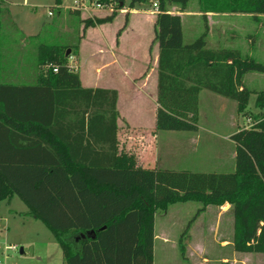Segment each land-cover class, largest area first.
Returning <instances> with one entry per match:
<instances>
[{"label":"trees","instance_id":"16d2710c","mask_svg":"<svg viewBox=\"0 0 264 264\" xmlns=\"http://www.w3.org/2000/svg\"><path fill=\"white\" fill-rule=\"evenodd\" d=\"M98 1L134 8L146 0ZM158 1L156 131L198 130L202 89L236 100L244 111L251 92L243 77L264 72V63L238 49L207 47V14L251 13L258 19L264 0H198L204 31L190 43L181 14L165 9L168 0ZM172 1L185 8L189 0ZM63 2L55 0L59 9ZM2 12L0 5V34ZM114 17L82 20L88 28ZM38 49L36 84L0 82V202L18 195L28 214L53 232L65 264H154L156 211L189 199L204 201L199 210L229 201L236 250L264 252V93L255 101L260 120L231 136L234 171L148 167L119 148L118 90L83 86L80 72L56 47Z\"/></svg>","mask_w":264,"mask_h":264},{"label":"rangeland","instance_id":"374dc122","mask_svg":"<svg viewBox=\"0 0 264 264\" xmlns=\"http://www.w3.org/2000/svg\"><path fill=\"white\" fill-rule=\"evenodd\" d=\"M154 2L158 3L159 9L158 0H146L134 8H130L127 2L124 8H89L77 13L78 10L70 8L73 0H64L65 6L69 7L64 11L57 7L55 0H0L3 37L9 27L18 25L34 35L28 39L30 43H37L38 48L41 45L56 47L61 55L68 58V64L74 70L89 78L95 72L93 53L99 42V29L95 26L108 22L84 28L82 19H97L114 12L115 17L110 21L112 24L104 29L105 35L114 42L118 29L120 31L133 25L131 33L139 46L136 49L138 60L147 56L148 42L154 43L147 63L150 72L157 47L154 42L156 19L153 20L152 13L158 10ZM165 9L179 13L181 17L183 15L185 43L194 41L204 31L198 0H189L185 8L180 3L168 0ZM49 11H53L54 15H50ZM132 13L134 17H131ZM212 30L208 47L220 49L236 45L237 48L231 49H238L242 57H252L264 63V14L258 15V19L251 13L229 15L224 21L216 18ZM243 81L251 92L244 111H238L236 100L202 89L199 95L198 130H158L157 135L152 125H155L156 105L153 74L144 84L142 92L133 96L128 84L123 83L120 150L134 154L138 164L148 167L195 172L234 171L236 145L232 134L257 123L263 115L255 101L260 93H264V72L249 71ZM129 121L145 124L148 131H133ZM132 133L135 135L129 139ZM203 205V200L189 199L175 201L156 211L154 264H264V252L236 250L235 215L229 201L208 204L199 210ZM183 234L184 252L179 244ZM0 242L3 245H19V250L8 252V264H65L62 248L53 232L43 221L28 214L27 205L18 195L0 203Z\"/></svg>","mask_w":264,"mask_h":264},{"label":"crops","instance_id":"0c3cea01","mask_svg":"<svg viewBox=\"0 0 264 264\" xmlns=\"http://www.w3.org/2000/svg\"><path fill=\"white\" fill-rule=\"evenodd\" d=\"M69 7L65 6L64 2L60 10H66ZM200 12V11H199ZM201 13V12H200ZM245 13H215L209 12L207 18L209 20L210 30L207 35V47L210 45L211 36L213 32V23L216 18L224 21L229 15H241ZM54 15V12L53 14ZM83 15V14H82ZM202 15V13H201ZM134 17L133 13L131 17ZM157 13L155 11L152 13V18L155 20ZM83 18V17H82ZM116 20V19H115ZM113 21V23L115 22ZM183 22V15H182ZM2 23V18H1ZM112 22L101 24L95 26L99 29V42L96 44L94 51V66L95 72L92 77L86 78L82 72H80L82 85L85 87H103V88H114L119 92L118 99V109L120 108V98L122 96L121 89L122 84L127 83L129 87L130 95L141 93L144 88V84L153 74L154 87L156 84V105H155V115L157 110V77H158V55H159V45L154 51V64L150 72H148L150 55L153 52V45L148 42V53L147 56L144 55L143 58H137L136 49L139 47L135 43V38L133 37V25H128L125 27L120 35H118V30L116 33V40L112 42L105 35V27ZM92 29V28H90ZM89 29V30H90ZM184 32V31H183ZM34 36L33 34L27 33L24 29L20 28L18 25L11 26L8 29L6 36L3 37V26H1L0 34V82L1 83H11V84H36L39 76V65H38V45L37 43H30L28 39ZM84 37V36H83ZM190 43V42H188ZM152 46V51L150 50ZM212 48V47H209ZM216 48V47H213ZM230 48H237L233 45ZM83 56V48L81 45V59ZM141 76H144L141 78ZM133 131H148L145 124H137L135 122L129 121ZM155 127L154 124H152ZM118 126L120 130V118L118 119ZM118 130V137H119ZM155 135H157L156 129H154ZM135 133V132H134ZM132 133L133 137L135 134ZM134 134V135H133ZM143 137V135H142ZM152 149V147H149ZM236 156V155H235ZM15 196V195H14ZM13 196V197H14ZM12 198V197H11ZM10 198V199H11ZM6 199V200H10ZM4 201V200H3ZM1 203V202H0Z\"/></svg>","mask_w":264,"mask_h":264},{"label":"built area","instance_id":"2783aa9c","mask_svg":"<svg viewBox=\"0 0 264 264\" xmlns=\"http://www.w3.org/2000/svg\"><path fill=\"white\" fill-rule=\"evenodd\" d=\"M114 6V3H102L98 0H73V4L70 6V8L78 11H87L89 10V8L113 10ZM154 6L156 8V11H159L157 2H154ZM49 14L52 15L53 11H49ZM54 70L57 71L58 69L54 68ZM17 250H19V245L16 243H6L3 245L0 242V264H8V252Z\"/></svg>","mask_w":264,"mask_h":264},{"label":"water","instance_id":"95a60500","mask_svg":"<svg viewBox=\"0 0 264 264\" xmlns=\"http://www.w3.org/2000/svg\"><path fill=\"white\" fill-rule=\"evenodd\" d=\"M67 54H69V51L67 52ZM21 252H23L24 250H23V248H21V250H20Z\"/></svg>","mask_w":264,"mask_h":264}]
</instances>
